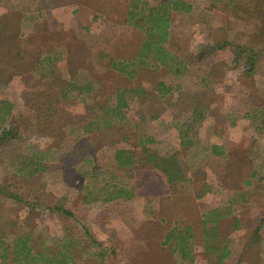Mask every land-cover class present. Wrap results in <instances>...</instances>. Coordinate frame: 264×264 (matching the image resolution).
Instances as JSON below:
<instances>
[{
	"label": "rangeland",
	"instance_id": "rangeland-1",
	"mask_svg": "<svg viewBox=\"0 0 264 264\" xmlns=\"http://www.w3.org/2000/svg\"><path fill=\"white\" fill-rule=\"evenodd\" d=\"M162 1L0 0V100L10 104L20 131L0 144V184L24 200H0L1 222L31 234L36 248L71 247L76 264H215L217 253L207 249L224 245L231 251L224 264H264V0H183L191 10L172 13L167 47L193 58L190 71L139 67L129 87L149 91L148 100L135 94L124 120L86 131L90 119L104 125L99 107L115 106L117 88L128 87L109 60L131 57L141 40L128 25L132 6L147 13ZM222 42L260 49L255 73L247 75L230 46L199 59ZM158 83L170 90L165 97ZM48 86L65 95L53 123L59 135L37 125L43 104L57 102ZM194 107L205 112L192 120L195 142L183 150L174 124L184 127ZM155 113L160 118L150 120ZM126 148L136 155L135 169L113 159ZM147 150L178 154L187 182L169 187L153 168L138 165ZM24 158L42 159L47 169L27 179ZM128 183L132 200L94 197L103 186ZM213 210L227 215L216 241L203 224ZM232 217L242 219L240 229ZM189 225L193 262L166 241L169 229Z\"/></svg>",
	"mask_w": 264,
	"mask_h": 264
},
{
	"label": "trees",
	"instance_id": "trees-1",
	"mask_svg": "<svg viewBox=\"0 0 264 264\" xmlns=\"http://www.w3.org/2000/svg\"><path fill=\"white\" fill-rule=\"evenodd\" d=\"M191 10V5L183 0H164L155 6L148 9L147 13L137 12L132 6V10L127 15L128 25L131 26L132 30L141 35V40L137 43L135 50L130 52L131 57L121 56L119 60H109L110 69L122 75L128 81V87L117 88L116 105L104 104L99 107L98 110L105 116L102 120L104 125L94 127L97 122L95 119H90L86 125L88 129L87 133H92L98 129L104 127H110L114 120H124L125 111L129 106V100L132 102L134 95L139 93L137 98L140 101H147L150 92L144 88L129 87L131 82L137 78V69L143 67L144 69H158L163 68L174 74L180 73L181 69L187 68L190 71L194 62H190L193 58H183L179 57L177 54L172 52L168 47V42L170 39V26H171V15L173 12H187ZM230 46L235 56V60L239 65H243L247 75L251 76L255 73L258 63L262 59V51L256 47L233 45L228 42L217 43L215 46L206 48L199 56L200 60H204L208 53H214L217 50L224 49ZM103 51H98V57H102ZM190 60V61H189ZM139 70V69H138ZM91 84H89L90 90ZM67 89L73 87V82L66 86ZM87 87V86H86ZM159 87V88H158ZM157 88L159 89L161 96L165 97L169 93V89L163 83H158ZM47 92L52 93V97L56 95L57 102L52 101L43 104L42 114H40V123L37 125L46 132L54 133L59 135L60 129L53 123L58 116L59 102L60 99L64 98V94H58V90L54 87H46ZM205 108L194 107L192 112V120L197 121ZM37 110V109H35ZM11 106L5 100H0V144L5 143L9 139L18 138L20 136V131L15 129V123H17L14 117H11ZM159 113H155L151 116V119L157 118ZM108 116H113V119H109ZM57 120H60L59 118ZM85 128V127H84ZM189 129H186L185 136ZM127 136L124 135L123 139L126 140ZM94 142V141H93ZM91 145H94L91 143ZM194 143L189 141L186 137L181 142V148L183 150H188ZM145 149V148H144ZM180 149V150H182ZM146 150V149H145ZM95 151L92 150L91 156L94 157ZM115 163L123 170L134 168L137 165L136 155L133 150L119 149L115 152L113 157ZM24 164L27 163L31 165V170L27 175L23 177L30 179L36 174L43 172L47 169V165L42 159L36 158H24ZM153 168L159 174V178L169 187H175L176 184H182L187 182L185 171L180 163L179 155L174 153L169 156H162L154 151H149L145 153L138 165L144 164ZM19 172L23 171V167L18 168ZM130 183L125 186L110 185L103 186L98 191L100 194H94L95 199H102L104 202L116 201L118 199H123L129 201L135 198L136 192ZM208 187L205 185L199 197L206 192ZM94 191L90 190L89 196H91ZM11 199L16 202L22 203L24 200L22 197L8 185L0 184V200ZM63 211V210H62ZM64 212V211H63ZM68 213V212H64ZM212 213L215 215L214 218L204 220L203 224L210 225V232H206L207 237L214 239L218 236V227L221 224V220L227 217L226 214L219 212V210H213ZM234 219L235 230L241 228L242 219ZM166 222V220H163ZM264 223V220H262ZM7 225L1 222L0 216V260L3 264H76L75 256L72 253L71 247L64 245L60 246L61 249L50 250L43 246L36 248L34 242L32 241L31 234H18L16 231L8 230ZM192 225H189L184 230H178V228H171L166 234V241L174 243V247L180 251L181 260H186L189 262L194 261V256L191 252L192 245L189 244V238H191ZM182 229V228H181ZM258 230L254 233L257 234ZM257 238V236H256ZM218 243V242H217ZM220 244V243H218ZM208 252L217 253V259L215 264H224L229 257H231V251L227 246H223L222 250H219L218 246L208 247Z\"/></svg>",
	"mask_w": 264,
	"mask_h": 264
},
{
	"label": "crops",
	"instance_id": "crops-1",
	"mask_svg": "<svg viewBox=\"0 0 264 264\" xmlns=\"http://www.w3.org/2000/svg\"><path fill=\"white\" fill-rule=\"evenodd\" d=\"M160 92V91H159ZM160 96H161V93H160ZM162 97V96H161ZM193 110V109H192ZM192 112L193 111H191V116H190V120H189V122L188 123H185L184 124V127H181V124H174L175 125V128H177L179 131H180V134L182 135V136H180L179 137V144H180V146H181V142H182V140L186 137L189 141H192L193 142V139H191L192 137H191V135H194V134H196V131L194 130V131H192V129H193V127H192ZM204 110H203V112H202V114H201V118H202V116H203V114H204ZM150 118H151V116H150ZM160 118V115H158V117L157 118H155L154 119V121L155 120H158ZM200 118V119H201ZM199 119V120H200ZM150 120H153V119H150ZM198 120V121H199ZM184 129V130H183ZM186 129H189V131L187 132V135L185 136V131H186ZM183 130V131H182ZM190 131H191V133H190ZM189 134V135H188ZM178 136H179V134H178ZM146 138H148V136L146 137ZM195 142V141H194ZM193 142V143H194ZM144 146H145V144H144Z\"/></svg>",
	"mask_w": 264,
	"mask_h": 264
}]
</instances>
